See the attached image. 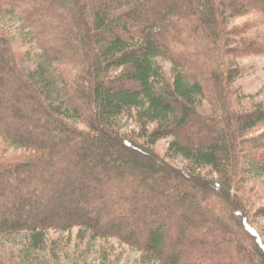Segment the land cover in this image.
Wrapping results in <instances>:
<instances>
[{"label":"trees","instance_id":"obj_1","mask_svg":"<svg viewBox=\"0 0 264 264\" xmlns=\"http://www.w3.org/2000/svg\"><path fill=\"white\" fill-rule=\"evenodd\" d=\"M9 8L51 72L24 68L0 25V141L16 152L0 142V236L33 246L77 227L145 264H264L238 188L247 164L264 165V101L236 105L229 61L264 40L224 21L264 24V0H0ZM159 138L210 175L160 158Z\"/></svg>","mask_w":264,"mask_h":264},{"label":"rangeland","instance_id":"obj_2","mask_svg":"<svg viewBox=\"0 0 264 264\" xmlns=\"http://www.w3.org/2000/svg\"><path fill=\"white\" fill-rule=\"evenodd\" d=\"M224 21L227 26L246 22L247 33L264 40V24L260 22L257 13L251 12L238 17L226 15ZM0 25L9 34L21 54L20 63L24 68H38L46 75L51 72L49 63L41 55L29 28L16 9L9 8L3 11L0 15ZM229 61L231 65L240 66V74L230 83L236 105L244 108L251 103L264 101V53L231 58ZM163 65L168 68L167 62H163ZM57 95L60 94L57 92ZM67 116L69 120L75 121L71 109L68 110ZM115 123L119 129L126 131L134 127L131 118L127 115L117 117ZM0 142L3 148L0 150L3 153H16L15 148ZM166 145L165 138H159L153 144V149L160 158L178 168H193L194 172L200 171L199 167L197 168L181 155L166 151ZM200 172L210 175L206 167ZM238 184L245 209L250 213L252 225L257 234L264 239V214H261L256 207L264 204V165L247 164ZM247 206H254V209ZM80 214L84 215L82 211ZM78 229L73 227L67 232H54L49 237L48 243L33 244V246L28 244L25 234L8 233L0 236V256L21 257L25 264H145L137 250L116 239L98 238L91 236L88 231Z\"/></svg>","mask_w":264,"mask_h":264}]
</instances>
